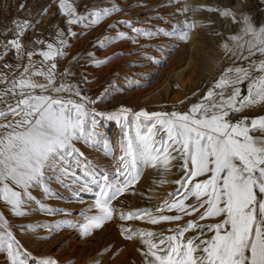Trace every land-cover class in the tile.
I'll list each match as a JSON object with an SVG mask.
<instances>
[{"label": "snow or ice", "instance_id": "obj_1", "mask_svg": "<svg viewBox=\"0 0 264 264\" xmlns=\"http://www.w3.org/2000/svg\"><path fill=\"white\" fill-rule=\"evenodd\" d=\"M59 9L67 17L68 25L85 20L69 0H59ZM208 10L219 11L237 22L236 14L229 9ZM118 11L122 9L117 5L97 10L90 13V23L99 24ZM239 22L242 24L240 33L229 38L233 46L221 45L225 54L231 52L238 59L248 60L258 53L261 58L252 60L247 67L224 69L205 95L186 112H132L121 107L110 113H96L88 107L96 101L83 95L78 87L55 83L56 58L66 54L64 33L58 31L56 43H47L46 50L31 48L25 53L21 37L32 23L27 19L14 21L15 38L0 47L5 49L3 54H7L9 47L14 49L18 60L26 54L28 63L22 65L23 71L11 80L0 74V85H4L0 88V103L6 105L0 108V121H4L0 123V200L11 206L14 215L24 216L27 213L22 208L34 200L30 189L40 188L47 195L51 192L48 180L56 179L63 184L67 179L72 184H81L89 192L93 190L91 186L96 185L99 190L88 209L95 208L96 214L85 215L83 224L59 221L55 225L56 229L79 227L83 235H89L93 229L113 219L116 209L112 201L139 179L142 167L157 168L163 175L176 161L183 175L171 181L178 185L177 193H169L170 199L157 206L155 211L161 213L159 216H153L152 209L120 212L122 220L146 219L151 224L180 221L184 216L196 217L168 229L173 233L170 235L122 228L125 239L138 237L145 246L146 250L138 249L144 257L143 264H264V135L251 134L264 133V115L250 121L247 117L235 121L232 118L234 113L264 104V24L256 27L247 14H242ZM120 23L127 24L137 35H153L149 30L133 26L131 21ZM117 39L135 42V37L118 32L116 37H104L99 46L106 47ZM180 39L187 40V33ZM32 43L45 42L36 39ZM36 55L42 57L39 68L33 60ZM110 59L112 57L95 63L100 65ZM5 67L11 68L10 65ZM34 77H43L44 82ZM245 82L247 94L242 95L241 85ZM65 92L71 95H61ZM97 114L116 120L122 129L118 141L122 155L116 158L115 174L111 178L105 174L102 182L90 174V162L85 163L82 174L71 168V161L79 166L77 158L84 155L76 142L93 143L96 138L97 133L87 129L89 121L95 128L92 117ZM9 116L12 119L9 120ZM103 146L105 154L112 156L111 142L105 140ZM166 182L159 181L160 184ZM190 200L193 202L186 203ZM165 210L176 214L163 215ZM190 231L196 234L186 238L185 233ZM0 249L7 252L10 264H28L31 254L22 249L3 215H0ZM38 264L57 262L43 258Z\"/></svg>", "mask_w": 264, "mask_h": 264}, {"label": "rangeland", "instance_id": "obj_2", "mask_svg": "<svg viewBox=\"0 0 264 264\" xmlns=\"http://www.w3.org/2000/svg\"><path fill=\"white\" fill-rule=\"evenodd\" d=\"M69 2L78 15L85 17L83 23L68 25L67 17L60 12L59 0H0V44H6L8 40L15 38L14 21L27 19L32 23V27L21 37L25 53L31 48L46 50V44H55L57 32L62 31L66 54L56 58L55 83L57 86L63 82L78 87L83 95L96 101L88 105L90 109H95L96 113H110L121 107L131 109L132 112L140 110L149 113L161 111L170 113L173 110L186 112L205 95L224 69L231 66L247 67L252 60L261 58L258 53L248 60L231 55L232 61L197 93L192 94L185 90L176 100L165 101L160 98L157 91L164 86L172 70L184 65L186 48L192 42L190 35L194 32V17L202 15L204 10H207V5L200 0H69ZM21 5L24 7L21 8ZM113 5H117L122 11L113 12L99 24L90 23L92 18L90 13ZM240 5L241 15L245 11L244 14L249 15L254 25L259 27L264 24V0H242ZM45 10L46 14H43ZM239 17L241 18L235 17L237 22L231 17L229 26H224V29L229 30L233 25V31L229 32L235 33L241 27ZM37 20L40 22L36 23ZM120 21H131L133 26L149 30L153 35L151 37L137 35L127 24ZM118 32L135 37V42L131 39H117L108 43L106 47L99 46L104 37H116ZM165 32L172 35H165ZM184 33L188 35L187 40L180 39ZM36 39L45 43L34 45L32 42ZM4 52L5 49L0 47L2 55L0 74L11 80L14 75L19 76L23 71L22 65H26L28 60L26 54L18 60L15 50L10 47L7 54H3ZM89 53L93 55L89 56ZM108 57L112 59L106 63L100 65L95 63ZM33 60L39 68L42 57L36 55ZM5 65H10L11 68H6ZM34 79L44 82L43 77ZM2 87L4 85H0V88ZM168 88L171 91L173 87ZM241 92L242 95L247 94V82L241 85ZM61 95L68 97L71 94L65 92ZM3 107L6 105L0 103V108ZM260 115H264V104L234 113L232 118L235 121L247 117L250 121L251 118ZM8 119L12 117L9 116ZM92 119L96 122L95 128L89 121L87 131H95L96 138L93 143L76 142V147L84 155L77 158L80 160L79 166L75 161H71V168L77 174H82L81 169L85 167L86 162H90L88 164L90 174L102 182L105 174L110 178L115 174L116 158L122 155L118 146L122 129L116 120L108 119L107 115L97 114ZM124 131H127V128ZM251 134L264 135L259 131ZM105 140L114 146L112 156L104 152ZM170 172L171 170L162 175L157 168L142 167L139 179L112 201V206L116 209L113 219L105 221L101 228L93 229L89 235H83L79 227L61 226L56 229L55 225L59 221L83 224L86 222L85 215L96 214L95 208L88 211L89 206L94 204L95 193L99 190L96 185H92L93 190L89 192L84 190L81 184H72L70 180L65 179L61 184L56 179H51L46 181L51 189L47 195L40 188L30 189L34 200L28 201L22 208L26 215H14L11 206L3 200H0V215L7 220L8 228L22 249L31 254L28 264H38L43 258H51L57 264H143L144 257L138 249L146 250L145 246L138 237L125 239L121 234L122 228L144 229L170 235L173 233L168 229H175L189 219L196 218L195 215L184 216L180 221H165L158 224L148 223L146 219H120L121 211L128 213L138 209H152L151 214L159 216L161 213L155 211L157 206L170 199L169 193H177L178 190V185H171V180L168 179ZM178 173L179 176L172 179L173 181L183 175ZM161 179L169 182L160 184ZM136 200L141 201L138 206L133 203ZM162 214L175 215L176 212L165 210ZM195 234L190 231L185 233V237ZM0 264H10L7 252L3 249H0Z\"/></svg>", "mask_w": 264, "mask_h": 264}, {"label": "bare ground", "instance_id": "obj_3", "mask_svg": "<svg viewBox=\"0 0 264 264\" xmlns=\"http://www.w3.org/2000/svg\"><path fill=\"white\" fill-rule=\"evenodd\" d=\"M200 1L207 5V10H204L202 15H195L193 24L194 32L190 35L192 42L186 48L185 63L183 66L181 65L172 70L169 79L164 83V86L157 91L162 100H176L182 91L185 90L192 94L197 93L208 82L215 79L217 73L221 71L228 62L232 61V53L229 52L226 55L221 45L227 43L230 47L233 46V41L229 38L232 35L240 33L242 24L235 33H230L229 30L233 31L234 26L231 25L229 30L224 29V26L229 24L231 17L222 16L219 11H208V9H229L231 12L235 13L236 16H241L239 6H241L242 0ZM244 13L246 12L244 11ZM208 19L209 21H206ZM255 26L258 27L257 25ZM170 86L173 87L171 91L168 88ZM173 162V168H171V172L168 175L169 181H173L172 179L179 176V171L177 170L179 164L176 161ZM171 185H174V183ZM169 186L170 184L167 185V187ZM140 202L136 200L133 203L135 206H138Z\"/></svg>", "mask_w": 264, "mask_h": 264}]
</instances>
